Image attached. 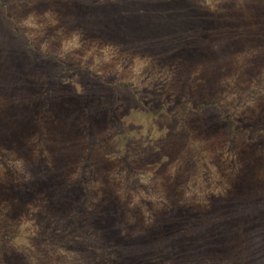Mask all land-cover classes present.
Here are the masks:
<instances>
[{
  "label": "rangeland",
  "instance_id": "rangeland-1",
  "mask_svg": "<svg viewBox=\"0 0 264 264\" xmlns=\"http://www.w3.org/2000/svg\"><path fill=\"white\" fill-rule=\"evenodd\" d=\"M0 264H264V0H0Z\"/></svg>",
  "mask_w": 264,
  "mask_h": 264
}]
</instances>
